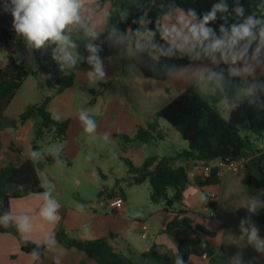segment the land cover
I'll return each instance as SVG.
<instances>
[{
    "label": "crops",
    "instance_id": "1",
    "mask_svg": "<svg viewBox=\"0 0 264 264\" xmlns=\"http://www.w3.org/2000/svg\"><path fill=\"white\" fill-rule=\"evenodd\" d=\"M101 6L103 11L100 15L104 18L108 11L112 10L113 5L108 2ZM11 24L12 17L0 12V43L3 42L0 45V69L12 55L19 64L32 72L37 66L35 53L30 54L26 51L23 41L16 36ZM80 51V65L76 69L63 72L51 59V48L38 51L41 58H44L47 69V72L41 73L39 77L43 85L39 87L36 79L28 77L5 111L4 120L0 124V169H2L8 165L20 167L28 159H32L34 122L27 121L24 124L19 122L25 108L37 103H32L24 94L26 85H29L34 92L42 91L43 97L53 96L49 111L58 121H69L67 140L62 144H50L49 136L44 144L45 156L34 160L36 163L43 162V168H37L42 183L41 173L45 172L53 185L45 187L43 183L46 191H51L52 197L60 205L58 223L50 224L40 217L39 209L43 198L39 194L11 201L10 212L14 217L28 215L31 218L33 228L30 233L25 234L26 239L43 245V239L48 233L54 232L57 239L61 229H65L71 238L85 242L103 240L116 235L118 238L111 243L124 255H133L136 258L138 254H148L147 264H174L179 245L193 237L196 242L191 249L187 264H232L231 257L237 253L243 255L244 264L249 262L264 264V256L248 246L246 240L238 241L240 220L249 216L259 228L260 235L264 237V223L261 218L264 208L259 209L255 214H249L243 206L252 198L248 192L246 169L224 172L220 175L218 185L203 188L197 186L194 182L196 177L190 175L192 183L185 190L177 212H186L194 225H201L214 234L212 237L203 234L194 235L183 229L175 230L172 234L166 233L169 223L175 219L177 213L162 212L160 206L151 203L149 184L133 187H125L123 184L117 187V181L128 177L127 161L140 167L150 157H170L187 150L189 145L187 142L181 144L183 148L181 151L163 147L157 153V148H151L150 145H157L158 139L148 143H127L121 138L124 135L133 139L139 127H145L147 123L156 119L157 109L151 110L148 103L156 96L157 80L147 77L143 72L133 71L128 65L134 61L121 59L116 55L105 59L108 66L106 79L94 83L88 82L80 72V70L82 72L89 70L83 65V43ZM70 75L75 77L74 85L61 94H55L56 81ZM90 96H94V100L86 104L85 100ZM84 109L97 122V130L93 135L85 133L79 121L78 114ZM158 124L162 130L170 132L166 125L160 122ZM242 136L249 138L253 150L258 151L263 148V142L251 135L250 131ZM175 138L178 139L177 136ZM106 147L116 151L122 149L113 162L99 159L98 153L101 152L100 150L104 151ZM57 150H59L58 154H51ZM49 155L56 157L59 163L66 162L72 177L79 179L81 187L86 183L89 188L71 194L66 180L61 179L58 173L59 163H49L44 160ZM185 164L189 166L190 162H177L179 166ZM104 188L108 191L99 197ZM122 188L125 192L123 198L125 207L112 211L107 206V201L110 198L121 197L119 190ZM112 190H115V195H111ZM201 194L208 196L206 204L200 200ZM212 195L217 198L215 203L210 201ZM255 197L264 200V192L260 191ZM80 205L84 206L83 211H79ZM212 213L215 216H212ZM145 234L146 239L143 238ZM58 243L59 248L56 253L45 248L44 256L35 260L30 254L22 251L21 244L14 235L0 233V264H53V255L60 256L61 264H99L83 252L68 248L59 241ZM202 243H206L207 247H202Z\"/></svg>",
    "mask_w": 264,
    "mask_h": 264
},
{
    "label": "clouds",
    "instance_id": "2",
    "mask_svg": "<svg viewBox=\"0 0 264 264\" xmlns=\"http://www.w3.org/2000/svg\"><path fill=\"white\" fill-rule=\"evenodd\" d=\"M134 7L139 13L134 18L129 8L123 6L108 11L102 18L99 0H0V9L12 17V30L21 38L26 51L33 54L51 48V59L61 72L80 65L83 43V60L89 70L79 69L82 76L93 83L106 79L108 66L101 53L107 43L121 59L134 61L128 65L133 71L142 73V67L157 77L162 74L169 81L191 85L197 94L216 100L225 112L238 111L244 105L264 111V0L250 14H246L239 0L231 7L227 0H217L202 13L195 8H181L175 0H134ZM154 7L157 13L152 16ZM113 11L128 27L121 29L112 23ZM162 57L186 59L187 63L161 64ZM78 118L85 133H96L97 122L86 109L79 112ZM40 157L39 151L31 153L33 160ZM39 195L43 198L40 217L50 224L58 223V201L51 191ZM200 200L206 204L208 196L201 194ZM243 206L249 214H255L264 208V200L252 197ZM83 210L80 205L79 211ZM13 224L27 242L25 234L33 228L31 218L14 217L10 211L0 215V225ZM245 240L264 256V237L250 216L239 223L238 241ZM43 246L57 252L59 243L54 232L44 237ZM201 246L206 248L207 244ZM39 247L30 253L35 260L40 258ZM52 259L53 264H61L59 255ZM231 262L244 264L243 255L237 253ZM174 264L186 261L177 253Z\"/></svg>",
    "mask_w": 264,
    "mask_h": 264
},
{
    "label": "trees",
    "instance_id": "3",
    "mask_svg": "<svg viewBox=\"0 0 264 264\" xmlns=\"http://www.w3.org/2000/svg\"><path fill=\"white\" fill-rule=\"evenodd\" d=\"M112 3L113 8L127 7L133 14V18L139 13L134 7V0H101L100 4ZM217 0H175V3L184 9L195 8L198 12L208 10ZM236 0H227L231 6ZM261 0H239L244 6L246 14L257 11L256 5ZM8 17L10 14L4 12ZM157 8H152L150 15L155 16ZM112 23L121 29L128 25L120 22L118 15L113 11ZM131 21H129V24ZM215 26V25H214ZM135 27V25H132ZM101 40L104 37L101 36ZM101 55L104 59L117 55L115 48L109 47L107 43L103 45ZM84 55L86 52L84 51ZM37 69L29 72L26 67L19 64L14 56L7 58L5 65L0 69V124L4 120V113L11 104L17 92L21 89L25 80L32 76L39 79L41 73L47 72L44 65V58L40 53L35 52ZM145 59H147L145 57ZM160 63H176L184 64L187 60H166L161 58ZM85 67L89 66L84 63ZM159 67V65H157ZM140 70L149 78L165 81L175 93V98L163 109H161L153 122L138 128L133 139L122 135L127 143L141 142L148 143L154 139H164L163 130L160 128L157 120L164 119L168 122L189 145L187 150L176 153L173 156H154L148 158L145 163L140 166H134L130 161L128 164V177L117 181V187L123 184L125 187L141 186L149 184L150 201L155 206H160L162 212H175L177 216L171 221L166 229V233L172 234L175 230L183 229L192 234H203L206 236H214L213 233L206 230L201 225H194V222L187 216L186 212L178 211V205L183 200V195L188 186L192 183L188 165H177V162L197 161L202 166L222 160L225 163L236 162L240 159H246V170L248 172V192L252 197L258 195L260 191L264 192V111H260L255 106L244 105L238 111L230 113L229 119L223 118L217 109L216 100L212 99L208 102L203 96L191 87L179 82L167 80L161 74L157 77L153 73L143 69ZM75 83V77L64 76L58 79L54 85L55 94H61L71 88ZM217 97L216 99H218ZM53 99L44 97L43 101L36 104H30L25 108L19 118L20 123L27 121L34 122V139L32 142V150L39 151L41 157L44 154L45 140L51 137L50 144H62L67 140V132L69 121H58L49 111V105ZM248 126V129L254 137L259 138L263 142L261 150H253L249 144V138H244L241 134L240 127ZM3 126V124L1 125ZM197 186L203 188L220 183V174L217 168L211 170L208 176H196L194 181ZM8 188L10 191H8ZM46 191L41 178L38 175L36 162L28 159L22 166L8 165L0 169V215L11 211V201L13 199L22 198L29 195H36ZM107 188H104L99 197H102ZM121 198H124L123 188L119 190ZM115 195V190L111 191V195ZM215 206V205H213ZM261 218L264 223V209L261 212ZM0 233H10L14 235L20 242L22 251L30 254L37 245L34 242L25 241L21 234L17 231L15 225L4 227L0 225ZM118 236L111 235L107 239L96 241H81L73 239L69 236L65 229H61L57 234L59 242L68 248H75L89 258L96 260L99 264H147L148 254H138L135 256H126L117 250L111 241L117 239ZM195 238L190 237L179 245L178 253L182 255L187 262L191 254V249L195 245ZM40 257L45 254V247L41 245L38 248Z\"/></svg>",
    "mask_w": 264,
    "mask_h": 264
},
{
    "label": "rangeland",
    "instance_id": "4",
    "mask_svg": "<svg viewBox=\"0 0 264 264\" xmlns=\"http://www.w3.org/2000/svg\"><path fill=\"white\" fill-rule=\"evenodd\" d=\"M37 69V66H36ZM32 78V76H31ZM34 79H36L35 77H33ZM38 82V86H42L43 82L42 79H36ZM47 87V86H45ZM24 94H26L27 98L30 99L32 101V103L35 102H42L44 97H43V92L42 91H36L34 92L32 89H30L29 85H26L25 90H24ZM175 97V93L170 89V86L165 82V81H159L157 80V92H156V96L153 97L152 102H149V107L152 109H157V113L163 109L165 106H167ZM204 99H206L208 102H212L211 98H208L206 96H203ZM155 99V101L153 102V100ZM94 100V96H90L89 99L85 101L86 104L87 103H91V101ZM217 109L219 110V112L221 113V115L223 116V118L225 119H229L230 117V113L223 111L219 105L217 104ZM150 110V111H151ZM157 122H160V124H164L169 128L170 132H167L166 130H163V134H164V139L162 140H157V145H150L152 146L151 148H157V153L159 151L162 150V148H176L178 149V151H181L183 148H181V144H184V141L182 139V137L180 136V134L168 123L166 122L164 119H158ZM10 124V123H9ZM240 131L242 135H246V133L249 132L248 126H241L240 127ZM175 136H177L178 139L175 138ZM157 146V147H155ZM122 149H118L113 150V149H108L106 147V149L104 151L100 150L101 152L98 153L99 155V159L106 161V162H113L115 157L118 155V153L121 152ZM117 169V168H115ZM58 173L61 176V179H65L69 189H70V193L74 194L76 191H79L80 189H82L81 191H86V188H89V186L87 187L86 183H83L82 187L79 183V179L76 180L75 177H72V175L70 174L71 171H69L67 163L66 162H62L58 164L57 167ZM90 193V192H88Z\"/></svg>",
    "mask_w": 264,
    "mask_h": 264
},
{
    "label": "built area",
    "instance_id": "5",
    "mask_svg": "<svg viewBox=\"0 0 264 264\" xmlns=\"http://www.w3.org/2000/svg\"><path fill=\"white\" fill-rule=\"evenodd\" d=\"M3 42L0 43V45H2ZM246 164H247V160L246 159H240L236 162H232V163H225L222 160H218L216 162H213L211 164H209L208 166H202L199 162L197 161H191L189 166H188V170L190 175L196 177V176H208L209 173L211 172V170L217 168L219 170V174L221 175L224 172H238L239 170L245 169L246 168ZM216 196L212 195L210 198V201L212 203L216 202ZM107 206L112 210V211H118L121 210L125 207V201L123 198L121 197H114V198H110L107 201ZM212 216H215L214 213L211 214ZM144 239L147 238V235L145 234L143 236ZM205 258L207 257V255L204 256Z\"/></svg>",
    "mask_w": 264,
    "mask_h": 264
},
{
    "label": "water",
    "instance_id": "6",
    "mask_svg": "<svg viewBox=\"0 0 264 264\" xmlns=\"http://www.w3.org/2000/svg\"><path fill=\"white\" fill-rule=\"evenodd\" d=\"M56 159H57L56 157L54 158L52 155H49V156L45 157L44 160H45L46 162H49V163H55V162H57ZM36 167H37V168H43V162L41 161V162L36 163ZM41 176L43 177V183H44L45 187L53 186V185L51 184V182H50V180H49V178L47 177V174H46L45 172H42V173H41ZM8 191H10L9 188H8ZM158 250H159V249H158Z\"/></svg>",
    "mask_w": 264,
    "mask_h": 264
}]
</instances>
